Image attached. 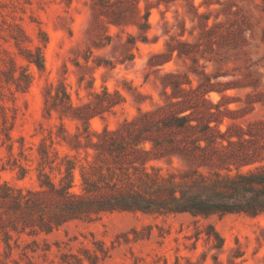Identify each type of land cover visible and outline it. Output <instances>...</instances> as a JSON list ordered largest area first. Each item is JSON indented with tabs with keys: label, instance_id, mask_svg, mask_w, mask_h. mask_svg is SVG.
<instances>
[{
	"label": "rangeland",
	"instance_id": "rangeland-1",
	"mask_svg": "<svg viewBox=\"0 0 264 264\" xmlns=\"http://www.w3.org/2000/svg\"><path fill=\"white\" fill-rule=\"evenodd\" d=\"M201 1L195 0L194 4L199 13H210L211 25L220 6L206 8L200 6ZM230 1L232 10L238 9L250 26L244 33L246 46L228 59L200 60V66L207 74L220 75L213 81L243 78L256 86L226 91L238 100L229 107L237 109L245 106L247 93H262L264 102V0ZM89 3L90 0H0V185L36 190L40 172L49 175L54 183L62 176L65 163L61 159L75 154L63 137L74 134L80 123L51 109L55 94L62 96L60 84L73 106L88 102L89 93L101 92L103 87L110 92L119 91L125 101L113 113L89 120L91 130L101 131L104 127L115 129L124 119H132L138 109H151L160 103L158 76L164 71L184 70L183 63L173 59L157 68V73L150 72L144 81L147 59L164 50L169 36L178 37L181 26V40L193 42L198 34V29H193L197 19L183 2L171 4L168 9H150L149 42H137L131 66L116 65L110 71L85 69L83 56L88 48L93 56L114 60L111 46L97 50L91 45L93 37L87 31ZM139 5L143 10L144 0ZM224 20V15L217 19ZM106 33L125 39L127 33L136 34V30L125 27L120 31L109 26ZM38 49L43 62L41 70L34 63L39 58ZM190 77L195 82V77ZM91 78L93 85L88 88ZM137 93L149 98H139ZM210 98L217 101L219 95L211 93ZM46 106L50 108L48 115ZM245 118L264 120V104L255 103ZM60 125L63 131L57 136ZM41 146L45 147L48 160L53 161L52 169L48 164L40 167ZM150 164L160 167L162 173L179 166L175 158L171 164ZM79 183L76 169L74 192L79 191ZM9 221H14L13 216L1 215L0 264H264V214L203 218L113 212L92 221H69L48 233L21 221H14V230ZM210 226L223 240L220 250L213 247L217 243L213 235L207 238Z\"/></svg>",
	"mask_w": 264,
	"mask_h": 264
},
{
	"label": "trees",
	"instance_id": "trees-1",
	"mask_svg": "<svg viewBox=\"0 0 264 264\" xmlns=\"http://www.w3.org/2000/svg\"><path fill=\"white\" fill-rule=\"evenodd\" d=\"M194 1L144 0L142 10L140 0H90L87 31L93 37L91 45L97 50L111 46L114 60L93 56L88 48L83 56L85 69L110 71L116 65L131 66L137 42H149L150 9L159 6L168 9L171 4L183 2L197 19L193 29H198V34L193 42L181 40L184 33L181 26L178 37L169 36L164 50L147 59L144 81L150 72L157 73V68L173 59L181 61L184 70L164 71L158 76L160 103L151 109H138L132 119H124L115 129L104 127L101 131L91 130L89 120L113 113L125 101L119 91L110 92L103 87L101 92H90L88 102L73 106L60 84L62 96L55 94L51 109L80 123L74 134L63 137L75 154L61 159L65 168L57 183L40 172L36 190L1 184L0 217L10 215L14 221L25 226L37 225L48 233L69 221H92L113 212L189 214L203 218L264 214V120L245 118L255 103L264 104L262 93H247L245 106L231 109L230 103L238 100L227 95V90L256 86L243 78L213 81L220 75L207 74L200 66V60L218 62L240 52L246 46L244 33L250 26L238 9L232 10L230 0L201 1L200 6L206 8L220 6L211 25L210 13H199ZM220 15H224V21H217ZM109 26L120 31L133 27L136 34L127 33L121 39L119 34L106 33ZM38 55L34 63L41 70L39 49ZM82 81L80 77L78 83ZM93 81V78L88 81V88H92ZM211 93L218 94L219 99H211ZM136 96L149 98L141 93ZM44 110L48 115L50 108L46 106ZM62 129L60 125L57 136ZM39 155L40 167L48 164L52 169L53 161L48 160L44 146L39 148ZM173 158L179 166L165 173L150 164L153 161L171 164ZM76 169L80 177L78 192L72 190ZM14 221L9 223L16 230ZM209 228L207 238L213 235L217 241L213 247L220 250L223 240L212 226Z\"/></svg>",
	"mask_w": 264,
	"mask_h": 264
}]
</instances>
